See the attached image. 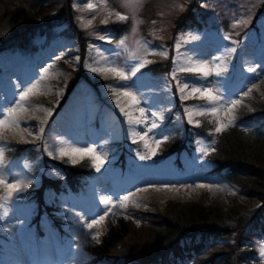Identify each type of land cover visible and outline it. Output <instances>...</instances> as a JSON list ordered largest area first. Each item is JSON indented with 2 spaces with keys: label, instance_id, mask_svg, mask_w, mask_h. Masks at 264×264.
Listing matches in <instances>:
<instances>
[{
  "label": "trees",
  "instance_id": "1",
  "mask_svg": "<svg viewBox=\"0 0 264 264\" xmlns=\"http://www.w3.org/2000/svg\"><path fill=\"white\" fill-rule=\"evenodd\" d=\"M123 1L106 0V4L115 12L124 14L120 5ZM228 1L230 4L225 6L224 0H186L183 4L181 0H141L135 14L142 23L135 35L141 40H149L150 22L153 25H166L168 34L163 43L155 39L152 43L167 46L168 57L147 56L152 62L139 72L154 78H167L172 85L174 79L170 67L176 65L173 63L175 44L184 43L181 39L198 41L204 30L216 31L218 28L222 35H227L226 26L230 13L234 11L233 4H239L237 0ZM74 2L0 0V57L30 55L52 40L69 37L80 47L77 68L62 65L64 88L51 108L49 120L62 114L76 84L85 83L94 89L105 83L93 81L86 75V45L91 38H86L78 25ZM209 3H213L210 8L207 7ZM178 5H183V10H178ZM127 17L123 23L104 25L100 34L110 32L111 42H117L130 32L131 17ZM258 22H264V0L256 6L250 24L256 34ZM247 30L243 29L240 34L231 37L234 45L238 46L248 38L244 35ZM116 56L117 63L124 61L123 55ZM180 75L177 70L176 76ZM176 107H180L179 104ZM236 116L234 124L221 133L214 132L215 123L208 121V115L197 117L199 126L189 125L181 117L183 137L181 130L173 126L170 114H167L164 123L155 128L158 129L156 133L164 136V139L155 148L156 154L150 153L149 157L153 161L174 157L172 161L180 166V155L186 153L190 156V145L198 140L206 142L208 154L203 153L202 156L208 167L204 176L237 187L244 200L258 203L256 207L235 204L221 211L187 200L167 201L163 208L152 212L123 210L119 212V220L105 226V237L100 238L99 244L87 240L74 245L71 244L74 240L68 227L75 224L69 216L83 204L88 208L96 206L90 201L89 193L95 187L93 180L99 176L96 174L102 173L94 171L93 161L89 158L76 164H64L44 156L45 162L49 163L45 171L54 172L51 175L42 174L39 185L28 191L27 195L34 199L36 206L25 223L32 236L29 245L39 264L55 250L80 257L77 264H264L259 253V249L264 250V107ZM43 144H39L38 152ZM112 144L119 148L118 162L115 163L122 168L133 155L129 154L123 140ZM132 145L138 146V152L146 153L145 146ZM33 146L14 145L13 149L4 152L12 158L30 156L29 149ZM139 179L134 175L132 181ZM46 192L52 194L49 201L45 197ZM18 195L21 198L22 191ZM5 233V230L0 232ZM11 242L13 238L0 236V264H14L10 252L16 250ZM20 245L27 248L24 236L15 246ZM12 256L15 254L12 253Z\"/></svg>",
  "mask_w": 264,
  "mask_h": 264
},
{
  "label": "rangeland",
  "instance_id": "2",
  "mask_svg": "<svg viewBox=\"0 0 264 264\" xmlns=\"http://www.w3.org/2000/svg\"><path fill=\"white\" fill-rule=\"evenodd\" d=\"M237 1L239 4H233L234 11L230 13L229 20L227 21V35H222L220 29L216 28V31H202V38L198 41L181 39L184 43L180 42L181 47L179 50L177 51L176 49L177 43L174 48L176 65H171L170 67L172 74L174 69L177 70L179 67L188 66L189 60L210 62L211 68L220 71L221 74L219 76L212 74L206 79H200L197 74L178 71L181 75L177 78L182 82L189 83L196 87L208 88L215 94L221 95L226 100L239 99V96L242 97L244 92L253 85H256L257 88L253 89L249 97L254 100L255 98H260L262 103L256 106L255 104L249 105L243 103V106L240 105V107L238 106L235 109L234 115L241 112L252 113L256 111L257 108L264 107V85L258 86L259 83L264 81V22H258L256 24L259 27L257 34L250 27L256 6H258L261 0ZM140 2L141 0H139L138 3H136L135 0H125L121 2L120 5L124 9V14L122 15H129L131 17L130 32L113 43L111 42L113 40L112 33L107 32L106 34H100L101 29L108 23H123L125 20L121 21L117 19L115 10L108 7L106 0H75L73 9L76 13L75 16L78 25L84 31L85 37L91 38L86 45V52L88 53L85 60L86 73L93 81L106 80L107 82V80H109V82L105 85H99V87L94 89L85 84H80L74 90L72 96L69 97L70 99L66 103L67 106L64 108L62 114H60L53 123L49 124V116H46V111L51 110L52 106L55 105L64 88L65 81V72L62 66L57 63V60L53 61V56H60L63 58L60 61L64 67L75 69L80 57L79 45H76L73 39L69 37L66 38V40L54 41L43 49L30 54V56L21 57L19 55H14L0 57V99L6 101L5 104H7L4 105V107H10L15 104L16 100L19 99L21 90L36 83L37 80H40L41 75L44 74L43 70L47 67L49 61L57 65L52 67V70H49L47 74L48 78L41 81V91H43L44 94L30 96V104L35 110L25 113L27 119L21 123L20 128L14 131L0 132V148H3L5 151L7 149H13L14 145H34L29 149L30 156L24 155L20 158L4 157L3 167L0 171L8 178L9 182L15 183L19 181L27 184V187L23 189L24 191L25 189L36 187L38 181H40L41 174L51 175L52 172H54L53 170H50L51 172L45 171V166L49 165V163L45 162L43 159L44 156L60 163L72 164L70 161L65 162L68 160V157L61 159L58 156L50 155V151L58 149L64 144H69L78 148H95L96 153L99 154L103 160L100 173L103 175H107V173L110 174L108 176L112 177L110 179H113V186L117 189L116 193L124 192L125 195L134 194L130 197V202L125 209H117L116 211L118 214L115 217L110 216L105 224L99 225L93 230L102 231L103 233L105 226L114 220H119L121 217L119 210L133 209L142 212H152L153 210L163 208L167 201L183 202L187 200H191L200 206H206L221 211L235 204H246L248 207L255 204V202L249 203L244 200L240 196L239 189L235 186L214 177L204 176L205 169L208 166L204 163L202 154L205 149H208V145L201 140L189 146L191 151L190 156L186 153L180 155V166L172 161L174 157L167 159L160 158L158 161H153L149 155L152 153V149L156 148L155 141L164 139V136L156 133L158 129H153L151 133H148L146 140H141L140 137H138L136 138L138 140L134 142V144H140L142 146H145V142H147L148 147L146 153L138 152L139 149L137 145H132V143L129 145L126 144V149H129V154L133 155V157H127L128 159L122 168L115 163L118 162L117 152L119 148L112 143H117V141L120 140L119 133L121 132L117 130L116 126L126 130L130 129L133 125L130 126L128 124L127 117H125V115L120 112V108L117 107L116 100L118 96L110 93L107 87L109 84L119 87L117 82L112 80L110 75L109 78L105 79L102 75L90 71V67H99L100 64L106 62L114 63L118 67H130L138 63L137 60L131 59V54L133 52H136L138 55L143 56L151 62L152 59L147 56L165 58L158 53L163 50L167 51L168 47L159 43L154 44L152 40H162L161 43H163L168 34L166 25H153V23L150 22L149 40H141L136 37L137 34L135 35V33L137 30L134 34L132 32L134 21H141L135 14ZM185 2L186 0H181V4ZM213 3H216V1ZM89 4H94L95 7L89 9L87 7ZM210 4L211 3L207 4L208 8H210ZM224 4L228 6L230 2L224 0ZM180 9L181 8L178 7V10ZM109 12L113 14L109 16ZM105 19H107L108 22L102 23ZM240 20H244L246 23H237ZM89 21H91L90 24ZM139 25L140 23L137 25V29L138 27L140 28ZM233 25L236 26L234 27ZM243 29H248L247 32L244 33L248 38L236 46L231 37L240 34ZM225 36L230 37V39L225 40ZM250 36H253V38H250ZM100 37H104V39ZM93 39L95 41H92ZM122 39L126 40L124 46L118 43ZM97 41L101 44L96 43ZM137 41L146 43L149 49L148 53H145L142 49H138ZM241 47H250L254 54L251 53L242 59L240 58L236 62L238 48ZM229 48H235L236 52L226 54V49ZM101 54L105 59H101ZM116 54L123 55L124 61L117 63ZM206 55L212 56L213 58L211 60L203 59ZM214 57H220V59L214 60ZM98 61L100 62L99 64L97 63ZM148 64H146L145 67ZM240 67L244 69L240 71ZM249 68H254L256 71L250 72L248 71ZM49 69H51V67ZM161 80L155 81V78L137 72L131 80L125 82L130 91L140 96L142 102L139 107H144L146 109L147 121L151 123L156 119L158 120L157 125L162 121L160 115L171 110L173 106L171 102V85L167 79L162 78ZM156 82L161 84V90H158L159 86L154 84ZM174 84L178 85L177 80H175ZM163 85L166 86V89L163 88ZM161 91L162 93H159ZM193 96H196L198 100L202 101L178 107L177 111H173L174 114L171 117L173 126L179 128L181 134L183 132V123L180 120L181 116H184L185 121L192 126L197 125L196 121L197 117H199L194 112L191 117L192 122L190 123L186 109H195L200 106L210 107V105H207L203 98L200 97L199 93ZM119 100L120 107H124L134 118L140 117L138 108L132 105V101L129 98L119 96ZM253 102L259 103L257 101ZM1 107L4 108L3 106ZM151 112H157L159 119L152 117L150 115ZM236 117L237 116H235V118ZM95 118L100 122V126L96 128V130L102 131L103 135L92 139L91 142L88 141V143L86 139L90 134L92 135V132H95V129H93ZM228 118V114L225 111H221L217 117L209 116L208 121L215 123V120L219 119L221 122L226 123ZM41 120H46V123L41 124ZM41 127L44 129L42 134L40 133ZM25 128H27L28 132H31L32 135L25 132ZM144 132H147V128H143L140 133L142 134ZM182 136L184 137L185 135L182 134ZM39 142H44L40 152L37 151L39 149ZM186 144L188 145V142H186ZM141 155H144L146 159L141 160ZM32 156L33 159H30ZM73 158L78 161L89 158L93 161L91 154L85 155L82 159L80 156H74ZM111 163H114L115 166L108 167V164ZM11 171L13 172L9 175ZM94 171L97 172L96 170ZM96 175L99 176L95 177L93 180L95 181L93 182L95 187L99 177L102 176L101 174ZM134 175L140 178L136 182L129 180ZM119 178L122 179L123 183H121ZM196 185L211 186L212 191H209L208 188H197ZM218 188H223L224 190L218 191ZM137 189H146V191L137 192ZM6 192L7 189L0 187V195ZM51 195V192L45 193V197L48 201L51 200V198H49ZM90 196L91 199L100 201V193L98 191H93ZM118 196L115 194L113 198H118ZM132 201H135V203L148 204V206L136 207V204L132 203ZM95 204L100 206L88 208L86 204H83L82 207H78L75 212L69 216L70 221L75 224L74 226L68 227V231H70L69 233L74 240L71 244L77 245L82 241L92 240L88 229H86L84 224L80 221L89 222L91 219L102 214L104 206L101 205L100 202ZM35 206L33 200H27V202H25V200L17 196L4 207H0V228L3 227L0 229V232L3 230L6 231L5 234H0V236L3 238H13V242L11 243L16 252H9L11 253L14 264H39L32 253L31 245H29V243L32 242L31 232L25 225L28 215L35 209ZM23 236L26 239V249L22 245L19 247L15 246L19 242V238ZM102 236H104V234L101 235L100 238ZM262 251L264 250L259 249L260 258L264 259V256H261ZM12 253L15 254L14 257ZM79 258L78 256L74 257L69 252L58 253L55 250L40 264H77Z\"/></svg>",
  "mask_w": 264,
  "mask_h": 264
},
{
  "label": "snow or ice",
  "instance_id": "3",
  "mask_svg": "<svg viewBox=\"0 0 264 264\" xmlns=\"http://www.w3.org/2000/svg\"><path fill=\"white\" fill-rule=\"evenodd\" d=\"M136 3L139 2V0H135ZM89 9H92L95 7L94 4H89L87 6ZM178 7L183 10V5H178ZM113 13L109 12V16H111ZM118 20L124 21L127 20L128 17L126 15H122L119 12L115 13ZM107 19L103 20L102 23H107ZM91 21H89V24ZM139 23H142V21L135 20L133 23L132 32L133 34L137 30V25ZM237 23L243 24L246 23L244 20H240ZM234 27L236 25H233ZM101 39H104V37H100ZM193 39H198V37H193ZM225 40L230 39V37L225 36ZM119 45L124 46L126 43L125 39L120 40ZM138 45V49H142L145 53H148L149 49L146 43H143L141 41L136 42ZM181 47L180 43L178 42L176 45L177 51ZM235 48H229L226 49L227 53L235 52ZM158 54L164 56L165 58L168 57V53L166 50L160 51ZM57 60L61 59V57H56ZM101 59H105L101 54ZM131 59L137 60L138 63L131 65L130 67H118L114 63H103L100 64L99 67L93 66L90 67V71L95 72L99 75H102L105 79L109 78V75L111 76V79L116 81L119 87H116L112 84L107 85L109 92L113 95H117L118 98L116 100L117 107L120 108V112L127 117L128 124L131 125H140L143 124L144 127L147 128V132L144 133H137L135 129H133V136H139L141 140H146V137L148 136V133H151L153 129L157 127V124L155 122H152L150 125L147 123V115H146V109L144 107H139L141 104V98L138 96L135 92H132L129 90L127 84L125 82L129 81L136 75L137 72L140 71L141 68H144L146 64L150 63L151 61L145 59L143 56L138 55L136 52H133L131 54ZM220 57H214V60H219ZM100 63L99 61L97 62ZM173 63H176V60H173ZM51 66H49L50 68ZM49 68H45L43 70V73L40 77V80H37L36 83L31 84L30 86L24 88L21 90L19 94V99L16 100L15 104H13L10 107H4L0 108V132L3 131H14L16 129H19L21 126V123L27 119L25 113H28L29 111H34L35 109L30 104V96L35 94H44L43 91H41V81L48 78L47 74L49 73ZM180 72H191L194 74H197L200 79H206L208 76L215 74L219 76L221 73L219 70L215 68L210 67V62L208 61H193L189 60V65L185 67H179L177 69ZM174 70L172 75V78L174 80H177L178 84V91L182 94L181 98L184 100H187L189 97L186 95V90L191 91L193 95L196 93L200 94V97L203 98L205 103L207 105H210V107H204L200 106L195 109H186L187 115L189 116V122L191 123V117L193 113L195 112L198 116H212L217 117L219 112L225 111L229 118L226 123L221 122L219 119L215 120V133H221L225 131L228 127L232 126L235 122V109L243 104V99H232V100H226L221 95L215 94L212 90L208 88H200L196 87L194 85H190L189 83H185L180 81L176 76V71ZM248 71L255 72L256 69L249 68ZM257 88L256 85H253L251 88H249L246 92L243 93V97H249L250 94L253 92V89ZM119 96L127 97L132 101V105L136 106L138 108V111L140 113L139 118H134L132 114H130L129 111H126L124 107H120V100ZM42 110V106H41ZM51 110L46 111V116H50ZM150 115L152 117H155L159 119V115L157 112H151ZM211 122V121H210ZM46 123V120H41V124ZM200 121L197 120L196 124L199 126ZM25 132H28V129H24ZM44 131L43 127L40 128V133L42 134ZM19 134V133H17ZM29 135H32L31 132H28ZM167 139V137H165ZM135 142V141H134ZM156 147H159L160 141H155ZM215 143V141H213ZM145 147H148L147 142H145ZM214 150V149H213ZM50 155L58 156L59 158L63 159L64 157H68V160L65 162H71L72 164H76L79 161L77 159H74V156H80L81 159L88 154H91V157L93 159V166L95 167L96 171L99 172L100 168L103 164V160L101 159L100 155L96 153L95 148L88 147V148H78L73 147L69 144H64L62 147L58 149H54L53 151L49 152ZM156 154V150L152 149V155ZM204 154H208V149L204 150ZM141 160L146 159L144 155L140 156ZM98 161V162H97ZM4 163V149L0 148V169H2ZM0 187L3 189H7V192L3 195H0V207H4L8 202L15 199L18 194L23 191L24 188L27 187V184L22 182H9L8 178L3 174L2 171H0ZM197 188H208L209 191H212V187L208 185H196ZM218 191H223V188H218ZM140 191H146V189H137V192ZM134 194L124 195L120 196L118 199H113L112 197H102L100 199V204L104 206L102 210V214L96 216L94 219H91L89 222H84L81 220L80 222L84 224V227L88 229L89 234L91 235V239L94 240L97 244H99L100 236L104 233L102 231H93L97 228L99 225H103L108 221V218L115 217L117 213V209H125L130 202V197ZM132 203L135 204V201H132ZM139 204H136V207H139ZM79 215V214H77ZM261 256H264V251L261 252Z\"/></svg>",
  "mask_w": 264,
  "mask_h": 264
},
{
  "label": "bare ground",
  "instance_id": "4",
  "mask_svg": "<svg viewBox=\"0 0 264 264\" xmlns=\"http://www.w3.org/2000/svg\"><path fill=\"white\" fill-rule=\"evenodd\" d=\"M260 85H264V81L262 83H259L258 84V86H260ZM1 104H2V106H4L5 105V102H1Z\"/></svg>",
  "mask_w": 264,
  "mask_h": 264
}]
</instances>
